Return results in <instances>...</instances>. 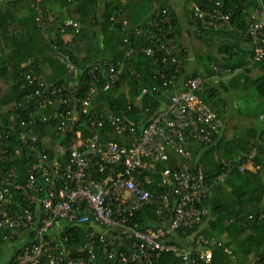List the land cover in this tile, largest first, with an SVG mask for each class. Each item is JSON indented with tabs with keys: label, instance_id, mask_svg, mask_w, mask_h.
<instances>
[{
	"label": "built area",
	"instance_id": "2783aa9c",
	"mask_svg": "<svg viewBox=\"0 0 264 264\" xmlns=\"http://www.w3.org/2000/svg\"><path fill=\"white\" fill-rule=\"evenodd\" d=\"M39 2L36 0L34 8L38 13L37 27L42 29L57 17L40 8ZM149 3L156 11L148 24L152 30L151 45L127 48L133 32L129 33L119 46L125 53L117 64L110 59L100 60L87 66L81 80L84 73L73 61V48L51 42L55 58L66 70L61 81H47L44 74H37L41 64L21 66L18 83L23 97L11 109L9 126L0 120V229L13 233L32 231L33 236L12 264H155L164 254L183 264L211 262L213 250L201 231L210 213L203 203L213 186L205 181L201 170L193 168L187 138L209 145L225 128V122L200 94L206 82L221 80L229 70L213 65L209 76L199 74L183 82L178 80L181 83L171 79L173 92L169 102L140 128V133L138 124L123 114L98 112L93 103L101 93L118 87L121 77L128 73L126 63L140 53L155 58V62L181 65L176 39L171 36L174 14L167 8L157 9L156 0ZM209 4L204 8L192 3V26L199 31L231 28V15L224 12L223 5L217 0H210ZM55 23L61 31H79L80 23L71 17ZM51 34L52 31L44 32L45 38ZM246 35L253 48V63L264 64V8L250 18ZM141 99L142 95L135 96L130 103ZM106 129L123 137L124 143L103 138ZM15 131L28 150L25 184L18 181L17 168L3 170L11 157L7 145ZM39 133L47 136L42 143ZM20 153V149L16 150L17 155ZM170 153L183 162L178 168L162 172L163 193L149 191L152 179L148 173L156 163L167 162ZM257 156L256 146L240 170L259 169L251 163ZM227 166L228 170L234 168L232 163ZM225 178L226 174H221L214 185ZM146 210L156 216V224L142 225L143 221L148 223ZM62 223L64 227L56 235L55 228ZM80 229L88 241L74 253L71 247H64L69 238L64 233ZM180 229L185 238L178 235ZM181 239L189 240L190 247L180 244ZM97 243L107 245V249L97 251ZM217 245L223 247L222 242ZM224 251L236 264L229 248ZM259 260L264 262V253Z\"/></svg>",
	"mask_w": 264,
	"mask_h": 264
},
{
	"label": "trees",
	"instance_id": "16d2710c",
	"mask_svg": "<svg viewBox=\"0 0 264 264\" xmlns=\"http://www.w3.org/2000/svg\"><path fill=\"white\" fill-rule=\"evenodd\" d=\"M149 1L151 0H104L101 9L98 5L99 0H40L39 7L51 11L52 16H56V20L59 22H62L65 17H72L79 22V31L76 32L71 28H67L65 31L57 29L56 20L51 21V27L45 25L42 29L38 28L36 23L38 13L33 6L36 0H3L0 3V110L5 109L0 112V120L4 121L3 124L9 126L11 109L15 103L21 101L24 94L18 83L20 82L18 76L22 70L21 66L29 67L28 64H31L37 67L38 64H41L42 67L38 68L36 73L44 74L47 81H61L66 74L64 66L55 58V53L50 47L51 42L57 45H70L74 50L73 61L82 72L86 71L87 66L100 60L110 59L116 64L121 61L125 52L119 50V46L124 37L131 32L133 33L131 37L129 36L127 48L140 49L150 46L152 30L148 28V24L152 16H155L153 14L156 11L152 10ZM156 1L158 2L157 9H170L168 4L163 3V6L161 0ZM194 1L201 7H210V0ZM217 1L223 5L224 12L231 15V28L216 31L199 26L201 29L199 31L198 28L193 27L198 33H210L222 38V41L219 42L221 58L216 57L210 62L228 69L229 73H234L241 66L247 65V60L246 58L245 60L239 58L240 61L234 60V57H238L243 51L236 52L233 49L234 43L229 44L228 38L235 32L238 36H244L251 44V41L246 37L249 27L248 17L264 8V0ZM144 4H146L148 14L145 21L136 13V7ZM172 24L174 28L171 36L176 39L177 45L181 48L178 37L181 26L178 25L176 14H174ZM135 30L140 31L136 34ZM46 31H52L50 37L45 38L44 32ZM246 52L250 53L251 60L253 48ZM182 53L184 52L177 54L181 60L184 57ZM126 64L128 73L121 77L118 87L112 91L101 93L93 103L98 112L123 114L129 121L138 124L137 133H140V128L146 125L152 116L169 102L173 92V88L169 84L171 79L183 82L191 76L199 74L209 76L213 73L212 68L206 65L205 73L196 71L188 74L183 80L185 73L187 74L184 62L179 67L174 64H163L161 60L155 62V58L143 53L134 56ZM254 68L264 72V64L255 63ZM132 72L135 74L132 75ZM247 73L249 74L250 71ZM84 75L85 73L81 80L84 79ZM5 81L7 85L1 84ZM180 81L177 83H181ZM212 81L206 82L200 95L204 102L209 104L225 122V128L215 136L209 145H203L197 140L187 138L190 143L189 149L193 154V168L201 170L206 176L205 181L213 186L209 198L203 203L210 213L205 217L204 227L201 231L209 239L213 250V258L209 264H235L225 253V247L232 252L236 264H264L259 260V256L264 253V217L261 219L262 215L264 216V109L260 110L258 117L263 116V118L258 121L254 120L257 115L249 114L247 116L252 118L253 122L250 123L252 125H243L242 128L229 125L228 109L224 105L221 91H239L246 84L239 81L234 85L223 84L219 78ZM164 83L169 85L164 86ZM253 85H255L257 93L264 98V75L259 76ZM139 95H142L140 101L134 104L130 103L133 97ZM115 106L118 109H115ZM129 106H131L130 111L128 110ZM2 128L5 130L6 127ZM239 129L240 133H236ZM19 130L22 131L23 128H19ZM15 132L13 140L7 145L11 157L5 162L3 170L8 172L13 167L17 168L18 181L25 184L29 168L25 164L28 150L17 139L18 134L17 131ZM39 136L41 137L40 143L47 137L44 133H39ZM102 137L121 145L124 143L123 137L114 135L107 129L102 133ZM256 146L258 147V156L251 163L255 168L259 166L260 168L255 171L248 168L241 171L240 167L248 163ZM19 149L21 153L17 155L16 150ZM169 157L167 162L156 163L152 172L148 173L152 179V185L147 187L149 191L156 194L163 193L162 172L165 169H175L180 166L182 160L178 156L170 153ZM228 163H232L234 168L230 167L228 170ZM221 174H226V178L215 186L214 181ZM150 211L146 210L145 221L148 223L143 221V226L154 225L157 222L156 216H151ZM182 232L181 229L177 231L180 237L184 236ZM70 233H64V236H69L68 241L63 243L64 247H71L72 251L77 253L83 249L82 245L88 241V237L81 229L78 232L71 230ZM27 234L31 241L33 232L30 231ZM12 235L13 232L0 229V264H12L13 258L25 246L14 247L11 256L6 259L5 244ZM218 242H222L223 247H218ZM179 243L183 245L184 240L181 239ZM123 246L126 248L127 245L123 244ZM104 249H107V245L97 243V251L100 252ZM155 264H183V262L172 255L164 254Z\"/></svg>",
	"mask_w": 264,
	"mask_h": 264
},
{
	"label": "crops",
	"instance_id": "0c3cea01",
	"mask_svg": "<svg viewBox=\"0 0 264 264\" xmlns=\"http://www.w3.org/2000/svg\"><path fill=\"white\" fill-rule=\"evenodd\" d=\"M167 5L168 7H170V9L174 12V14H176L177 20H178V25H180V32H179V39H180V47L177 45L178 51L177 53H182L184 57H182V62L185 63V68H186V72L184 78L186 79V77L188 76V74H192L196 71L199 72H203L205 73L204 69L206 68L205 66H209V68H212L213 65H215V63H211L210 60L215 59L216 57L221 58L220 57V47L221 44L219 43L220 41H222V38L220 36L214 35V34H201L198 33L196 31V29L192 26L191 22H190V13H189V7L191 6L189 1H185V0H161V4L164 6V4ZM35 3H33L34 6ZM100 8L102 9V6L104 5V0H99V4ZM100 9V12H102ZM65 13V12H64ZM136 13L141 16L142 20H146L147 18V7L146 4L136 7ZM136 15V14H134ZM251 17H255V13L251 15ZM251 17H248V21L250 20ZM72 18V17H71ZM141 20V21H142ZM140 21V22H141ZM228 43H232L233 44V49L236 52H239L241 50L242 53L239 54L238 57H234V60H239V58L244 59L246 58V62L247 65L245 66H241L239 69H237L234 73H229L228 76H230L229 78L231 79L230 84L234 85L235 83H237L238 81L245 84L248 81V78L250 79L251 75H253L255 72H257V68H254V64L252 61V58L250 60L249 54L246 51H249L252 49L251 44L247 41V39L244 36H238L236 35L235 32L232 33L231 36H229L228 38ZM219 51V52H218ZM246 52V53H245ZM240 61V60H239ZM208 63V64H207ZM211 63V64H210ZM219 66V65H217ZM221 68H224L222 66H219ZM254 68V69H253ZM226 69V68H225ZM247 71H250V73L248 74ZM259 73L262 75H264V72L259 71ZM260 75V76H262ZM182 79V78H181ZM213 82V81H212ZM220 82H222L220 80ZM223 83V82H222ZM1 84H5L7 85V82H1ZM224 84V83H223ZM221 96L224 102V105H226L227 109H228V118L230 119L229 121V125H234L236 126V128H239V126H237L235 124V122H233V120L231 121V119L233 118V116L239 113V108L235 105L234 103V98H231V95H234L235 98L236 96L239 95L238 91H229V92H224L221 91ZM231 94V95H230ZM238 94V95H237ZM240 98H242V96H239ZM165 106V105H164ZM5 111L4 108H2L0 110V112ZM240 114V113H239ZM248 115H242L241 118L243 120V125L248 126V125H252L250 123L247 122V120L245 119ZM255 125V124H253ZM182 160V159H181ZM199 161V159H198ZM183 161H181L182 163ZM61 225L59 227V229L56 227L55 231H56V235L62 230V228L64 227V224H59ZM29 236L27 233H13L12 237L10 240H8V245L9 247L13 248L14 247H20V246H24L27 245L29 242ZM184 246H188L190 247L189 244V240L186 241L184 240L183 243ZM6 244H5V255L7 256L6 259H8L9 256H11V254L7 255L8 252L10 251L9 247L7 248Z\"/></svg>",
	"mask_w": 264,
	"mask_h": 264
},
{
	"label": "rangeland",
	"instance_id": "374dc122",
	"mask_svg": "<svg viewBox=\"0 0 264 264\" xmlns=\"http://www.w3.org/2000/svg\"><path fill=\"white\" fill-rule=\"evenodd\" d=\"M254 14V13H252ZM251 14V15H252ZM256 15V13H255ZM251 17V16H250ZM208 64V63H207ZM262 75V73L260 74L259 71L255 72L253 75H251L250 80L247 81L244 85V87H242V89H240L238 91L239 95L235 96L231 95V98H234V103L235 105L239 108V113L233 116L232 120L233 122H235V124L237 126H239L240 128L243 127V120L241 118L242 115H251V116H255L257 115V117L254 118V120L258 121L260 120V118H263V116H259L258 114L260 112L261 109H264V98H262L256 91L255 85H253V82L258 79V77ZM230 76H225L223 78H221V81L223 83H227L229 84L231 82V79L229 78ZM217 81V80H215ZM239 96H242V98H240ZM247 120L248 123L253 122L252 118L250 117H246L245 118ZM236 127V126H235ZM235 132V131H234ZM236 133H240V129L237 130ZM8 245V243L6 242V246ZM9 246H7L8 248ZM10 251L8 252L7 255L11 254L13 252L12 248L9 247Z\"/></svg>",
	"mask_w": 264,
	"mask_h": 264
},
{
	"label": "clouds",
	"instance_id": "9594fccd",
	"mask_svg": "<svg viewBox=\"0 0 264 264\" xmlns=\"http://www.w3.org/2000/svg\"><path fill=\"white\" fill-rule=\"evenodd\" d=\"M187 1H189L191 5H192L193 2H196V1H194V0H187ZM190 7H191V6H190ZM190 7H189V8H190ZM170 10H171V9H170ZM188 10H189V9H188ZM171 11H172V10H171ZM172 12H173V11H172ZM173 14H174V12H173Z\"/></svg>",
	"mask_w": 264,
	"mask_h": 264
}]
</instances>
